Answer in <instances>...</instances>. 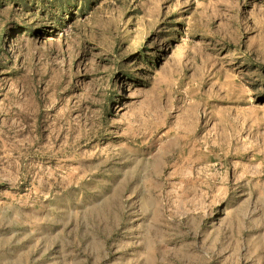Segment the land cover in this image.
Returning a JSON list of instances; mask_svg holds the SVG:
<instances>
[{
	"label": "rangeland",
	"instance_id": "obj_1",
	"mask_svg": "<svg viewBox=\"0 0 264 264\" xmlns=\"http://www.w3.org/2000/svg\"><path fill=\"white\" fill-rule=\"evenodd\" d=\"M264 0H0V264H264Z\"/></svg>",
	"mask_w": 264,
	"mask_h": 264
},
{
	"label": "bare ground",
	"instance_id": "obj_2",
	"mask_svg": "<svg viewBox=\"0 0 264 264\" xmlns=\"http://www.w3.org/2000/svg\"><path fill=\"white\" fill-rule=\"evenodd\" d=\"M262 80L264 81V78Z\"/></svg>",
	"mask_w": 264,
	"mask_h": 264
}]
</instances>
